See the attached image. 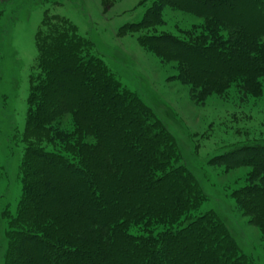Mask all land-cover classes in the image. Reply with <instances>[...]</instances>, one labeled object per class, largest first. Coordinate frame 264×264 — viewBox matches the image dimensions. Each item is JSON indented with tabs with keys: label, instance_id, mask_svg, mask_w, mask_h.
<instances>
[{
	"label": "trees",
	"instance_id": "1",
	"mask_svg": "<svg viewBox=\"0 0 264 264\" xmlns=\"http://www.w3.org/2000/svg\"><path fill=\"white\" fill-rule=\"evenodd\" d=\"M161 1L212 24L194 27L188 39H137L178 65L176 80L191 87L195 102L233 83L256 98L253 91H261L264 79V0ZM160 11L153 3L126 29L155 28ZM39 31L38 69L45 80L29 95L22 197L9 221L3 264H251L213 212L191 215L205 196L177 165L176 143L151 110L124 91L99 59L83 55L87 43L66 19L44 18ZM57 73L62 76L55 78ZM57 96L67 102L56 106ZM62 111L74 124L70 132L50 125ZM50 133L70 157L37 147ZM214 163L250 170L232 197L264 234V143Z\"/></svg>",
	"mask_w": 264,
	"mask_h": 264
},
{
	"label": "rangeland",
	"instance_id": "2",
	"mask_svg": "<svg viewBox=\"0 0 264 264\" xmlns=\"http://www.w3.org/2000/svg\"><path fill=\"white\" fill-rule=\"evenodd\" d=\"M153 3L161 6V23L147 30H127L126 26L141 21ZM52 17L66 19L87 43L83 55L99 59L120 87L147 106L173 137L180 156L177 165L190 172L205 196L191 215L213 212L242 255L251 264H264V234L238 210L232 197L234 190L245 186L250 170L212 164L230 151L264 143V79L261 91H253L256 98L233 83L222 94L195 102L191 87L176 80L178 65L150 52L137 39L146 34L188 39L194 27L212 24L161 0H0V264L5 263L9 221L22 197L21 159L27 146L23 133L33 113L29 95L45 80L38 69L36 34L43 19ZM41 32L48 33L45 28ZM60 76L57 73L55 78ZM66 102L64 96H57L54 104ZM51 104L46 107L55 115L57 109ZM62 114L50 125L72 131V120ZM52 139L51 133L44 134L37 147L70 157L69 148ZM36 257L41 262L44 255Z\"/></svg>",
	"mask_w": 264,
	"mask_h": 264
}]
</instances>
